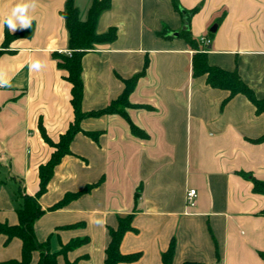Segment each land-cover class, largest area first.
Listing matches in <instances>:
<instances>
[{"label": "crops", "instance_id": "0c3cea01", "mask_svg": "<svg viewBox=\"0 0 264 264\" xmlns=\"http://www.w3.org/2000/svg\"><path fill=\"white\" fill-rule=\"evenodd\" d=\"M66 1L35 0L29 36L4 45L7 33L29 28L3 29L0 69L12 86L0 87V223L9 226L19 224V191L34 197L40 189V167L55 151L46 139L58 143L75 121L72 85L54 57L70 53ZM17 2L0 0V18ZM179 2L197 9L189 24L172 0H113L99 18L97 33L115 28L117 38L82 59V111L106 109L122 96L125 81L140 77L127 119L106 114L81 121L71 153L38 200L44 214L34 232L51 253L87 239L59 255L58 264H105L110 230L128 215L135 231L124 235L120 252L140 257L120 264H164L172 243V264H264V196L254 193L251 180L264 182V143L257 142L264 114L244 95L230 98L206 76H194L196 50L180 37L188 26L211 66L236 70L264 99V0ZM91 5L76 0L81 20ZM202 37L212 41L207 50ZM36 59L45 67L30 71ZM130 122L146 138L134 136ZM191 189L197 191L193 208L186 206ZM68 195L78 196L52 209ZM21 258L22 241L0 235V264ZM39 259L34 252L30 264Z\"/></svg>", "mask_w": 264, "mask_h": 264}, {"label": "trees", "instance_id": "16d2710c", "mask_svg": "<svg viewBox=\"0 0 264 264\" xmlns=\"http://www.w3.org/2000/svg\"><path fill=\"white\" fill-rule=\"evenodd\" d=\"M113 0H92L91 8L88 12L87 19L81 20L79 9L76 6V0H67L62 17L65 20L66 29L69 35V51L68 55L55 54L58 68L67 72V81L72 85V106L74 108L75 121L70 126L69 130L63 135L58 143L47 142L55 149L51 159L47 164L40 167V189L33 197L19 191V196L22 199V207L18 211L19 224L9 226L0 223V235L6 236L7 240L18 238L22 241V258L21 261H11L9 264H30L34 252L40 253L39 264H58V256L66 254L68 251L77 248L85 243V240H73L58 253H51L46 244H40L35 236L34 224L44 214L38 200L46 193L48 184L54 175L55 168L60 164L62 159L71 153L70 145L81 129L80 123L85 118L100 117L106 114H118L127 119L126 109L130 107L129 96L133 91L140 75H137L124 82L125 89L122 96L112 102L106 109L90 113L82 111V100L84 94V85L82 80V59L93 51L96 46L111 44L117 38V30L110 29L105 34L97 33V24L103 12L111 7ZM174 8L181 13L187 24L190 23L192 16L197 12V9L185 10L179 0H172ZM32 29L20 35H10L7 33L5 44L19 36H29ZM211 36L213 34L210 33ZM180 37L183 38L190 47L196 50L192 59L193 75L196 77L206 76L207 84L215 89L226 90L230 93V98L241 94L244 95L255 107L256 114H264V99H258L254 91L242 80L239 73L235 71H226L219 67L211 66L208 62L207 53L198 49V44L191 37L190 31H182ZM131 132L134 136L146 138L144 131L130 122ZM96 139L97 135H91ZM264 143V135L257 141ZM245 176V175H244ZM253 182V190L256 194L264 196V182L255 178H251ZM92 187L86 188L82 193L88 192ZM81 194V193H79ZM78 195H68L62 202L55 205L52 209H57L65 206L69 201ZM133 215L120 217L118 219V228L110 230V243L106 249L105 264H120L132 263L139 259L140 254L123 255L120 252V244L124 235L127 232H134L135 228L132 225ZM174 256V243H172L166 253L162 255L164 264H172ZM260 257L264 261V252L260 253ZM193 264V263H185Z\"/></svg>", "mask_w": 264, "mask_h": 264}, {"label": "clouds", "instance_id": "9594fccd", "mask_svg": "<svg viewBox=\"0 0 264 264\" xmlns=\"http://www.w3.org/2000/svg\"><path fill=\"white\" fill-rule=\"evenodd\" d=\"M35 7V0H19L5 17L0 18V43L3 40V29L5 26L10 33H14L18 28L22 30L32 26L34 16L31 15L30 10ZM28 67L30 71H40L45 67V63L36 59L32 60ZM11 86V79L4 70L0 69V87Z\"/></svg>", "mask_w": 264, "mask_h": 264}, {"label": "built area", "instance_id": "2783aa9c", "mask_svg": "<svg viewBox=\"0 0 264 264\" xmlns=\"http://www.w3.org/2000/svg\"><path fill=\"white\" fill-rule=\"evenodd\" d=\"M211 39L208 37H202L201 43L205 45V50H207V47L211 45ZM196 199H197V191L195 189H191L186 194V206L193 208L196 205Z\"/></svg>", "mask_w": 264, "mask_h": 264}, {"label": "water", "instance_id": "95a60500", "mask_svg": "<svg viewBox=\"0 0 264 264\" xmlns=\"http://www.w3.org/2000/svg\"><path fill=\"white\" fill-rule=\"evenodd\" d=\"M184 30H188V26H185ZM216 30H217V25H214L213 28L210 30V32L215 33ZM171 36L172 37H178L179 33H172Z\"/></svg>", "mask_w": 264, "mask_h": 264}]
</instances>
